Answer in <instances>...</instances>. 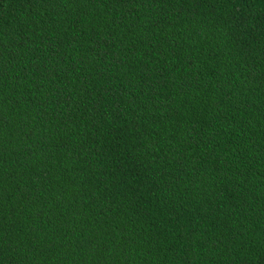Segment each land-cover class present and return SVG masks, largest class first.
<instances>
[{
	"label": "trees",
	"instance_id": "16d2710c",
	"mask_svg": "<svg viewBox=\"0 0 264 264\" xmlns=\"http://www.w3.org/2000/svg\"><path fill=\"white\" fill-rule=\"evenodd\" d=\"M0 264H264V0H0Z\"/></svg>",
	"mask_w": 264,
	"mask_h": 264
}]
</instances>
